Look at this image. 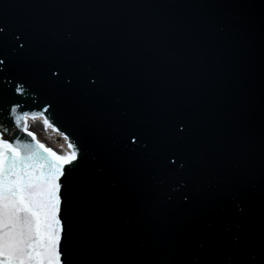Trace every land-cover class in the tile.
Instances as JSON below:
<instances>
[{
  "label": "water",
  "instance_id": "1",
  "mask_svg": "<svg viewBox=\"0 0 264 264\" xmlns=\"http://www.w3.org/2000/svg\"><path fill=\"white\" fill-rule=\"evenodd\" d=\"M0 21L4 102L23 80L82 150L70 264H230L235 235L259 238L262 0H0Z\"/></svg>",
  "mask_w": 264,
  "mask_h": 264
},
{
  "label": "snow or ice",
  "instance_id": "2",
  "mask_svg": "<svg viewBox=\"0 0 264 264\" xmlns=\"http://www.w3.org/2000/svg\"><path fill=\"white\" fill-rule=\"evenodd\" d=\"M6 28L0 21V36ZM6 60L0 54V68ZM46 78L58 84L60 73L49 69ZM90 83L96 81L90 78ZM32 93L23 80L13 81L15 99L10 102H4L0 91V264H70L64 247L69 227L63 215L67 203L64 180L78 165L82 150L67 133H62L68 141L67 155L37 140L27 124L29 116L34 117L28 103ZM51 108L47 104L37 110L47 116L46 126L51 121L55 127ZM129 139L137 142L135 135ZM183 199L191 197L185 193ZM228 260L230 264H264V230L258 239L235 235Z\"/></svg>",
  "mask_w": 264,
  "mask_h": 264
},
{
  "label": "bare ground",
  "instance_id": "3",
  "mask_svg": "<svg viewBox=\"0 0 264 264\" xmlns=\"http://www.w3.org/2000/svg\"><path fill=\"white\" fill-rule=\"evenodd\" d=\"M27 122H30L35 126H37V125L40 126V129H41V131H43V133H46L45 130L49 129L48 126H46L42 123V118L40 116H36V117L31 116L28 118ZM50 130H51L50 133L49 132L48 133L52 134L54 137H56L57 140H55V138L53 137L51 144H48L51 146H47V145L46 146L53 149L54 151H56L60 155H67L69 153V150L67 149V147L65 146V144L63 143V141L61 140L59 135L56 132H53L52 128H50ZM48 133H46V134H48ZM46 137H49V136L46 135Z\"/></svg>",
  "mask_w": 264,
  "mask_h": 264
},
{
  "label": "rangeland",
  "instance_id": "4",
  "mask_svg": "<svg viewBox=\"0 0 264 264\" xmlns=\"http://www.w3.org/2000/svg\"><path fill=\"white\" fill-rule=\"evenodd\" d=\"M30 128H31L32 131H33V130H35V131L37 130V128H36L35 126H32V127H30ZM37 135H38V136H42V134H41L39 131L37 132ZM48 140H50V139H48ZM50 141H52V140H50ZM56 142H57V141H56Z\"/></svg>",
  "mask_w": 264,
  "mask_h": 264
}]
</instances>
